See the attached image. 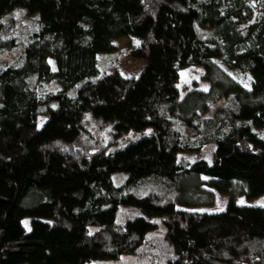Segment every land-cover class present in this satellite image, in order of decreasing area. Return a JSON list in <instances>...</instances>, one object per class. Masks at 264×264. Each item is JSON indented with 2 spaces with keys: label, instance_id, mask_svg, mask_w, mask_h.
<instances>
[{
  "label": "trees",
  "instance_id": "obj_1",
  "mask_svg": "<svg viewBox=\"0 0 264 264\" xmlns=\"http://www.w3.org/2000/svg\"><path fill=\"white\" fill-rule=\"evenodd\" d=\"M123 37L142 71L101 75ZM24 41L0 66V264L158 252L161 223L160 264H264V205L239 201L264 195V0H0V55ZM192 65L209 86L182 96Z\"/></svg>",
  "mask_w": 264,
  "mask_h": 264
},
{
  "label": "rangeland",
  "instance_id": "obj_2",
  "mask_svg": "<svg viewBox=\"0 0 264 264\" xmlns=\"http://www.w3.org/2000/svg\"><path fill=\"white\" fill-rule=\"evenodd\" d=\"M29 26L30 23L27 24L24 28H28ZM113 43L116 46L115 53L99 55V58L101 60V75H103V73L105 72L113 71L116 69L120 70L125 76L139 75L145 65V61L141 58H136L132 55L133 50L138 45V41L133 40L131 38L123 37L115 40ZM24 47L25 41L24 43H20L13 50L7 51L4 54L0 55V66H7L17 62L18 57ZM49 63L51 65L52 70L56 72L57 65L55 60L53 58H50ZM204 73L205 71L203 67L194 65L188 66L181 70L179 86L182 90V96L192 88H199L204 90L208 89L209 85L208 82L204 79ZM237 75L240 80L243 81L245 84L250 83L251 76L247 72H238ZM47 87V85L42 86L40 91L44 92ZM51 88H54V86H51ZM225 103V99L220 100L217 104L213 105L209 109L208 115L214 114L216 110L220 106H223ZM38 124L39 126H41L42 122L40 121ZM216 149L217 143L211 142L204 145L200 151L180 152L179 154L174 152L168 156V159H170V161L172 162H175V164L179 160L194 162L202 158L206 159L209 163H212ZM125 177L126 175L124 174L115 175V184H122V182L125 180ZM239 201L251 205H264V195L251 200H243V198H240ZM227 204L228 197L222 194H218V200L214 206L201 208L198 210L210 212L223 211L226 209ZM27 220L29 221V219ZM27 227H30L28 222ZM164 231L165 226L161 223L159 230L150 235V238L152 239L151 242L153 245L152 249L154 248V246H157L159 248L158 252H156L155 250L149 251V249L145 248L142 251H139L138 253L123 254L120 257L114 259L93 260L91 264H160L164 261V257H166L165 254L169 253L167 250V245L164 241Z\"/></svg>",
  "mask_w": 264,
  "mask_h": 264
},
{
  "label": "snow or ice",
  "instance_id": "obj_3",
  "mask_svg": "<svg viewBox=\"0 0 264 264\" xmlns=\"http://www.w3.org/2000/svg\"><path fill=\"white\" fill-rule=\"evenodd\" d=\"M241 203H242V201H241Z\"/></svg>",
  "mask_w": 264,
  "mask_h": 264
}]
</instances>
